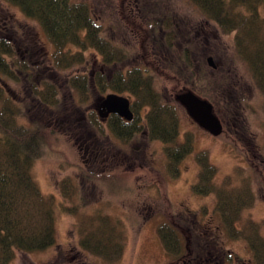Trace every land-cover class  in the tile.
<instances>
[{
  "label": "rangeland",
  "instance_id": "1",
  "mask_svg": "<svg viewBox=\"0 0 264 264\" xmlns=\"http://www.w3.org/2000/svg\"><path fill=\"white\" fill-rule=\"evenodd\" d=\"M88 1L95 16L101 19L104 29L112 24L115 17L118 18L119 22L116 20L109 33L122 45L134 47L127 66L138 60L150 62L149 66L159 67L152 70L156 78L155 86L163 95L167 94L174 99L178 106L180 134L177 140L192 141L193 149L177 164L179 172L176 174L175 163L168 161L166 144L162 140L149 141L145 165L141 166L140 158L129 149L130 144L131 148L140 144V139H125L124 143L113 138L119 147L129 150L131 158L122 161L120 165L111 161L92 164L84 162L73 136L61 133L59 127L46 128L45 147L35 159L31 172L40 190L53 200L56 244L43 249L26 250L25 253L17 251L12 264H70L77 258L78 249L93 264H182L177 259L186 252H203L197 249L192 229L207 237L208 221H211L213 227L220 224V213L216 211L218 196L220 205L224 204V199L216 192L221 190L228 200L232 199V202H227L228 208H231L227 217L229 226L220 228L223 244L246 262H251L252 258L255 261L252 252L257 250L260 241L264 246V82L256 79L250 63L237 48V32L224 30L215 21L207 20L203 11L190 0H169L173 6L180 7L178 12L182 16L193 15L199 29L212 37L207 39L208 48L205 51L207 56L214 57V62L218 65V69H214L206 56V63L198 64L195 75L192 74L185 80L165 68L169 62L164 58H150L149 50H144L150 44L144 42L143 37L137 38L134 35L135 31L142 34L141 28L135 24L144 26L145 22L134 16V0H113L110 10L109 4L105 7L112 11L111 14L109 11L102 13L105 8L101 1L104 0ZM256 3L258 17H262L264 22V0H257ZM246 7V4H242L239 8L238 4L237 11L243 12L242 16L245 12H253L254 7ZM3 10L18 18L14 19L17 21L14 34L17 32L22 37L25 33L30 34L35 37L38 46L46 44L53 57L54 46L49 43L38 19L29 17L19 6L7 0H0V15ZM262 32L264 33V29ZM23 46L22 44V49ZM179 47L182 48L183 45L180 44ZM0 50L2 52L1 47ZM192 50L196 54L204 51L202 46H193ZM94 51L93 48L67 47L65 54H60L66 55L69 60L72 55H80L83 61L71 62L70 66L60 70L54 68L57 71L54 72V78L62 86L67 75L75 83L83 80V75L86 76L84 82L87 83V90L84 87L85 92L81 96L87 109L91 108L98 95L112 90H102L94 85L99 69L97 66L93 69ZM260 51H264L263 44ZM59 56L54 57V60H61ZM109 72L111 76L112 72ZM7 80L13 89L17 88L14 80ZM57 86L62 89L60 85ZM189 89L213 103L214 112L223 122L220 134H211L201 127L176 99L178 92ZM120 93L130 96L137 111V120H141L140 116L146 112V107L140 106L141 102L132 92L125 90ZM12 94L16 97L19 91H13ZM12 94L7 93L3 97L0 89V122L31 125L30 114L34 116L33 110L26 111L14 102ZM65 97L63 101L67 103L69 96L65 94ZM230 97H235L236 104L230 103ZM41 112L44 117L49 111L45 109ZM87 115L92 123L96 122L92 113ZM101 126L104 124L101 123ZM105 131L108 132V127ZM106 149L107 153L114 151L110 145ZM201 158H207L215 169L210 180L202 179L197 186L199 188H195L200 174L199 165H202ZM94 170L95 175H90L89 171ZM235 203L240 205L237 213L232 212ZM96 215L108 216L123 238L124 248L114 259L85 250L80 244L78 223ZM163 223L176 229L180 250L167 248L159 233V226ZM208 241L211 244L209 237ZM57 244L64 247L59 256L56 254Z\"/></svg>",
  "mask_w": 264,
  "mask_h": 264
},
{
  "label": "trees",
  "instance_id": "2",
  "mask_svg": "<svg viewBox=\"0 0 264 264\" xmlns=\"http://www.w3.org/2000/svg\"><path fill=\"white\" fill-rule=\"evenodd\" d=\"M7 1L19 6L29 17L39 20L54 44L56 58L60 55L61 60L55 61L54 68L60 70L70 66L71 62L83 61L80 55H72L69 60L66 59V55L60 54H65L67 47L71 49L72 46H79L83 49L95 50L93 59L97 60L99 69L94 85L96 84L102 90L107 88L120 92L127 90L138 98L141 102L140 106L149 107L146 114L149 136L160 139L166 144L168 161L175 163L176 174H178L177 164L192 151V141L177 140L180 134L178 106L174 99L167 94L163 95V92L155 86L156 78L152 70L159 67L149 66L150 62L144 63L138 60L126 67L124 61L129 59L134 47L115 45L114 37H111L109 33V30L114 28V24H109L108 28L104 29L101 19L95 16L88 0ZM112 1L101 2L104 8L109 4L110 10ZM190 1L203 11L208 17L207 20L215 21L224 30L237 32L235 35L237 48L250 63L256 79L264 82V51H260L261 45L264 46L262 32L264 22L257 14V0ZM238 4L239 8L242 4H246L247 9L254 7V13L245 12L244 15L247 18L245 19L244 15H241L243 12L237 11ZM179 8L173 6L169 0H134V16L145 21L144 26L135 24L141 28L142 34L135 31L134 35L137 38L143 37V41L150 44L144 49L149 50L150 58H164L169 62L165 68L173 71L175 76L187 80L188 76L195 75L198 64L206 63L207 39L212 37L199 29L195 18L193 20V15L182 16L178 12ZM109 10L105 8L102 13L105 14ZM110 12L112 11L108 13ZM133 21L135 22V19ZM189 21L193 23L189 24ZM179 44L183 47L180 48ZM194 45L202 46L204 51L196 54L192 50ZM2 47L5 51L10 50L8 43ZM2 52L0 50V63ZM7 66L13 71V67ZM114 67L116 71L113 76H110L109 71ZM21 69L24 71L22 77L11 74L14 79L16 77V80L23 79L27 93L23 98L26 111H31L30 107L33 106H36L39 111L49 109V106L54 109L60 107L62 101L57 94L56 85L51 80L45 81L46 88L43 89L35 83L30 73L25 75L27 67L22 65ZM84 84L87 90V83L84 82ZM232 98L230 97V103L236 104L235 97L233 100ZM31 117L34 118L30 114ZM33 118L30 120L31 125L28 126H19L9 121L0 122V264H12L17 251L43 249L56 244L53 200L40 190L31 172L35 159L41 155L45 147L47 135L41 120L39 118L33 120ZM201 163L198 184H195V188L199 186L202 179L210 180L212 171L215 169L207 158H201ZM221 191H217L218 195L224 199V208H221V212L229 217L231 208H228L227 202H232V199L228 200ZM239 207V204L234 206L232 212L237 213ZM78 226L80 244L85 250L103 254L111 259L122 252L123 238L108 216H92L80 221ZM192 231L197 249L205 250L209 245V231H207V237L199 231L193 229ZM159 233L169 250H180L179 236L174 226L163 223L159 226ZM56 246L58 251L56 254L59 256L64 247L59 244ZM83 253L78 249L77 258L70 264H93Z\"/></svg>",
  "mask_w": 264,
  "mask_h": 264
},
{
  "label": "flooded vegetation",
  "instance_id": "3",
  "mask_svg": "<svg viewBox=\"0 0 264 264\" xmlns=\"http://www.w3.org/2000/svg\"><path fill=\"white\" fill-rule=\"evenodd\" d=\"M7 13L5 10H3V13L0 15V47L3 51L1 53L0 63V89L2 96L6 97L7 93L12 94L13 91H19V94L16 97L15 95L13 96V94L11 96H13V99L15 100L14 102L20 104L25 108V105H23V98L26 97L25 95L27 93L23 83V79L16 80V77L14 79L12 75L17 74L22 77L24 71H22L21 66L24 65L25 67H27L25 75H28L30 73L34 77L35 83H37L41 88H46L44 85L46 80H51L55 85L57 84L62 87L61 89L56 85L57 94L62 101L60 106H62V104L63 106L58 110L49 106V109H46L49 112L46 116L44 115V117H42V112L39 111L36 106H33L31 107L34 113V118L31 117L33 118V120H37L39 118L42 122H44L43 126L45 128H53L54 126L59 127L58 130H60L61 133L67 136H73L75 138L74 143L79 146L78 148L82 153L81 156L86 163L89 162L95 164L97 162L111 161L116 165H120L122 161L129 160L132 155L126 148L119 147L117 145L118 143L115 142L113 138H117V140L124 143L125 139L138 138L140 139V144L134 145L132 148V145L130 144L129 149H132L133 154L136 155V157L140 158L139 164L141 166L145 165L144 162L147 158L149 141L156 139L150 138L148 132L146 114L149 110V107L147 106L146 112L144 114H141V120H137L138 116L137 111L134 108V102L130 98V96L125 95L129 97L130 107L134 113V116L131 119H127L118 112H110L107 115L102 116L101 114L105 112L102 109L101 105L103 97L110 92L122 94L120 93V91L111 90L106 94L98 95L96 100L92 102L91 108L87 109V106H85L83 98L81 96L83 92H85V75H83V80L79 79L80 82L78 83L71 81V76L67 75V78L63 82V86L59 84L57 82V79L54 78V72H57L54 69V63L56 60L54 49L52 53L53 57H51L46 44L42 43L38 46L39 43L37 42L35 37H32L27 33H25L23 37L17 32L14 34V25H17V21H15L14 19L18 20V18H14L13 15ZM112 14H114V12ZM116 20L117 22H119L118 18L115 17L112 23L114 24ZM47 38L49 43L53 47L54 44L51 42L49 37ZM7 43L9 44V51H5V49H3L2 47ZM114 43L117 46H124L118 42L117 38L114 39ZM22 44L24 45L23 49L21 48ZM7 56L12 57L7 58ZM128 63L129 61L128 59H126L124 61V65L127 67ZM7 65H10V68L13 67V71H11ZM95 66L99 67L96 59L93 61V69L95 68ZM216 68L218 69V65L214 69ZM110 71L114 75L116 71L115 67ZM112 74L111 76H113ZM7 79L14 80V82L17 84V88L14 87L13 89ZM95 87L97 88L98 86H96L95 84ZM65 94L67 97L69 96V101L67 103L66 101H63L66 98ZM88 113H92L94 117H96V122L93 121L92 123L87 115ZM143 118L145 119V121H143ZM101 123L104 124V126H101ZM87 124L89 125V128H87ZM106 127H108V132L105 131ZM107 145H110L111 148L114 149L112 153H107ZM201 167L199 165V173L201 171ZM91 170L93 169L91 168ZM89 173L90 175H95V170L89 171ZM218 198V206L216 211L220 213V224H216V226L213 227L211 226V221L209 220L206 226L207 231H209L210 234L208 237L211 240V244H209L208 247L203 250L202 254H194V252L188 251V253L186 252L179 259H177V262H180L182 264H264V246L261 245V241L260 243H258L257 250L252 252L255 261L252 258L251 262H246L239 254L233 252L231 248L225 247L221 239L220 228H228L229 225H227V217L223 215V212H221V208H224V206L219 204L220 197L218 196ZM219 206L221 208H218ZM201 224L205 225V223Z\"/></svg>",
  "mask_w": 264,
  "mask_h": 264
},
{
  "label": "water",
  "instance_id": "4",
  "mask_svg": "<svg viewBox=\"0 0 264 264\" xmlns=\"http://www.w3.org/2000/svg\"><path fill=\"white\" fill-rule=\"evenodd\" d=\"M207 59L213 68L217 67V63L214 62L212 55H208ZM176 99L186 108L188 114L210 133L218 135L223 131L222 120L214 112L213 103L209 99L200 96L190 89L178 92ZM101 105L105 111L101 114L102 116L110 112H118L127 119H131L134 116L128 96L110 92L103 97Z\"/></svg>",
  "mask_w": 264,
  "mask_h": 264
}]
</instances>
